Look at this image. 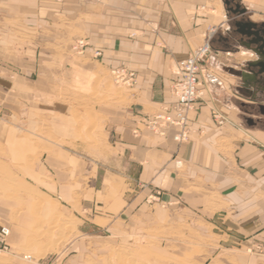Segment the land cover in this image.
Wrapping results in <instances>:
<instances>
[{
    "label": "rangeland",
    "instance_id": "obj_1",
    "mask_svg": "<svg viewBox=\"0 0 264 264\" xmlns=\"http://www.w3.org/2000/svg\"><path fill=\"white\" fill-rule=\"evenodd\" d=\"M53 1L0 0V228H13L23 241L13 253L0 252V264H264L261 242L238 234L230 222L235 213L225 210L220 195L187 182L184 163L173 167L185 185L177 202L157 187L144 195L145 212L93 222L82 210L80 163L67 165L61 154L79 162L110 161L107 113L125 110L132 87L117 85L111 74L128 67L95 66L85 56L95 24H78L81 2L72 0L70 18L57 21ZM184 3L188 19H199L197 26L186 24L194 32L189 54L215 29L213 42L221 23L230 28L223 0ZM259 3L264 7V0ZM176 64L171 62L172 72ZM38 71L39 96L32 86ZM220 117L212 114L222 126ZM228 144L220 143L219 152ZM82 179L86 183L91 174ZM107 192L105 202H116ZM260 193L254 190L249 199L259 200Z\"/></svg>",
    "mask_w": 264,
    "mask_h": 264
},
{
    "label": "crops",
    "instance_id": "obj_2",
    "mask_svg": "<svg viewBox=\"0 0 264 264\" xmlns=\"http://www.w3.org/2000/svg\"><path fill=\"white\" fill-rule=\"evenodd\" d=\"M78 1L81 2L78 24H95L92 25L94 31L87 36L88 45L83 47L85 56L95 66L128 67L136 80L128 92L125 110L114 113L113 108L107 113L114 146L110 161L79 162L77 158L73 160L71 154H61L67 165L80 163L78 193L82 198V210L90 213L93 222L115 220L124 213L145 212L144 195L147 190L157 187L164 190L165 199L168 196L177 202V192L185 187L184 179L175 176L173 171L175 162L180 161V168L183 163L186 166L187 182L203 185L220 195L225 210L235 213L230 222L241 229L238 234L260 241L264 250V121L259 120L261 116L257 113H251L249 107L254 102L250 88H245L241 78L246 63L254 59L240 46L235 50L224 47L228 22L221 23L225 26L211 43L213 54L200 76L204 96L188 116V141L178 144L173 140L179 133L176 128L166 129L165 136L160 137L149 132L140 121L171 113L174 99L170 87L175 79L170 70L171 62L189 55V38L194 32L186 24L195 21L193 26H197L199 19H188L184 0ZM258 1L261 0H240V5L251 21L264 22L260 19L264 7ZM53 2L57 21L60 16L65 20L70 18L71 11L67 7L72 0ZM133 33L137 36L131 37ZM80 41L83 43L84 39L77 40ZM38 75L39 71L37 83L32 86L39 96ZM50 90L49 86L46 92ZM262 102L264 105V96ZM215 112L222 116V126L212 120ZM248 119H254L255 126H249ZM136 128L138 134L134 136ZM225 140L229 144L221 153L219 144ZM87 173L91 174V179L84 183L82 178ZM139 187L144 191L136 192ZM115 188L121 190L119 194ZM64 189L69 188L64 185ZM254 190L257 194L261 192L259 200L249 199ZM105 191L109 197L117 198L116 202H105ZM8 229L6 250H1L0 244V252L10 250L13 253L23 241L18 239L13 228Z\"/></svg>",
    "mask_w": 264,
    "mask_h": 264
},
{
    "label": "built area",
    "instance_id": "obj_3",
    "mask_svg": "<svg viewBox=\"0 0 264 264\" xmlns=\"http://www.w3.org/2000/svg\"><path fill=\"white\" fill-rule=\"evenodd\" d=\"M215 34L216 30L212 29L207 39L199 47L186 58L177 61L174 72L175 79L170 88V93L174 99L171 113L159 114L149 120L140 121V123L146 125L150 132L164 137L166 129L176 128L179 133L174 136V140L177 143L187 141L189 133L187 126L188 114L195 110V106L204 96L203 83L200 80V76L203 64L213 54L211 42ZM84 45V43L79 42L78 47L83 48ZM111 74L117 85L131 88L136 84L135 75L132 71L117 69L113 70ZM134 135H137V131H134ZM8 233L7 228H0V244L3 251L6 250L5 240L8 237Z\"/></svg>",
    "mask_w": 264,
    "mask_h": 264
},
{
    "label": "flooded vegetation",
    "instance_id": "obj_4",
    "mask_svg": "<svg viewBox=\"0 0 264 264\" xmlns=\"http://www.w3.org/2000/svg\"><path fill=\"white\" fill-rule=\"evenodd\" d=\"M226 2L228 3L226 10H228L230 28L227 37L224 39V47L235 50L237 46H240L254 59L246 64L255 63L256 67L247 68L246 65L244 67V72L251 74L249 78L245 79V85H253V88H250V95L255 97V100H253L254 105L249 107L251 113H257L261 116L259 106H264L262 104L264 75H258L255 78L253 75L261 68L264 69V22L251 21L246 15V11L240 14V11L244 10L240 6V0H226ZM237 5L240 6L239 9H237ZM249 23H251L250 26H244ZM259 120L264 121V117L261 116Z\"/></svg>",
    "mask_w": 264,
    "mask_h": 264
},
{
    "label": "water",
    "instance_id": "obj_5",
    "mask_svg": "<svg viewBox=\"0 0 264 264\" xmlns=\"http://www.w3.org/2000/svg\"><path fill=\"white\" fill-rule=\"evenodd\" d=\"M223 3H224V6H227L228 5V3L226 2V0H223ZM239 5H237V9H239ZM226 12H227V15H228V10H226ZM245 12V10H242V11H240V14L242 13H244ZM251 25V23H249V24H246V25H244V26H250ZM236 26H238V25H236ZM257 65H255V63H248V64H246V67L247 68H252V67H256ZM258 75H264V69L263 68H261L256 74H254L253 75V78H255L256 76H258ZM251 76V74L250 73H245L244 72V74H241V78H242V80H243V83L245 84V79L246 78H249ZM245 88L247 89H249V88H253V85H251V86H249L248 84H246L245 85ZM252 100H255V97H252ZM259 109H260V115L261 116H263L264 117V106H259ZM247 124L249 125V126H253V125H255L256 123L253 121V120H251V119H248L247 120Z\"/></svg>",
    "mask_w": 264,
    "mask_h": 264
},
{
    "label": "bare ground",
    "instance_id": "obj_6",
    "mask_svg": "<svg viewBox=\"0 0 264 264\" xmlns=\"http://www.w3.org/2000/svg\"><path fill=\"white\" fill-rule=\"evenodd\" d=\"M194 50H195V49H194ZM194 50H193V51H194ZM202 98H203V97H202ZM189 114H190V113H189ZM189 114H188V116H189ZM188 121H189V118H187V126H188ZM188 132H190L189 129H188ZM188 135H189V133H188ZM188 135H187V138H188ZM173 140H174V138H173ZM174 141H175V140H174ZM187 141H188V139H187ZM187 141H186V142H187ZM175 142H176V141H175ZM176 143H177V142H176ZM184 143H185V142H184ZM178 144H181V143H178ZM181 165H182V163H181L180 161H176V162H175V167L180 168ZM4 228H6V227H4ZM7 229H8V228H7ZM8 232H9V233H8V236H9V234H10L9 229H8ZM6 239H7V238H6ZM23 259H27V257H26V258H23Z\"/></svg>",
    "mask_w": 264,
    "mask_h": 264
}]
</instances>
